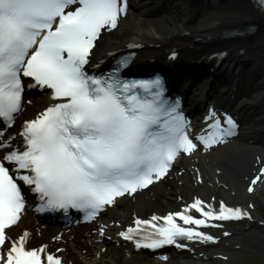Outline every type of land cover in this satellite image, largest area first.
Returning <instances> with one entry per match:
<instances>
[{"label": "snow or ice", "instance_id": "6c2138e0", "mask_svg": "<svg viewBox=\"0 0 264 264\" xmlns=\"http://www.w3.org/2000/svg\"><path fill=\"white\" fill-rule=\"evenodd\" d=\"M258 7L264 11V0ZM127 8V0H0V264H63L47 244L30 247L27 230L11 235L25 211V189L38 211L70 207L89 220L161 180L180 154L235 135L233 119L209 107L204 128L190 137L179 99L164 94L158 74L120 75L128 54L103 74L87 71L94 42L118 28ZM25 78L29 88H46L50 102L6 134L23 108ZM257 182H264V166L249 193ZM242 217L251 219L238 206L196 198L162 216L134 217L116 235L137 249L183 248L177 238L215 242L201 226Z\"/></svg>", "mask_w": 264, "mask_h": 264}, {"label": "bare ground", "instance_id": "6f19581e", "mask_svg": "<svg viewBox=\"0 0 264 264\" xmlns=\"http://www.w3.org/2000/svg\"><path fill=\"white\" fill-rule=\"evenodd\" d=\"M166 4H169V8L173 11L182 13L181 21L173 23L166 17L159 18L153 15L152 11L136 10L131 19L128 17L121 19L117 29L103 31L102 36L94 43L91 57H107V53L128 46L135 47L144 58L165 57L170 50L182 56L219 55L226 57L222 58L223 61L226 60V64L220 69L221 73L226 75L233 72V77L229 79L234 86H239L240 91L243 92L256 81H262L264 84V17L244 0L152 1L154 6ZM207 10L209 12L207 17L201 18L199 12H207ZM249 25L252 26V30L240 37L222 39L220 36L229 28L241 29ZM242 72L246 73L244 84L238 76ZM249 72H253L254 82L251 78H247ZM231 99L232 96L228 95L224 99V104H229ZM48 100V94L41 93L24 101L23 112L16 119L13 128L5 131L6 134L16 132L21 121L45 107ZM235 103L233 108L238 114L243 115L245 131L234 142L211 149L208 151L209 154L193 153L188 159L177 161V171L182 174L180 177L175 176L177 177L176 189L174 187L175 200L184 204L188 195L198 194L208 204L217 208L222 198L219 195L221 191L223 197L227 195L226 197L230 199L225 205L238 206L248 211L251 219L242 217L233 223L213 220L212 225H218L217 227L211 225L202 227L201 230L216 236L217 240L185 243V249L189 253L183 255V261L176 260L172 264H193L186 257L191 261L201 259L210 255L213 249L236 250L238 249L236 237L260 223L259 216L254 213L253 205L250 207L242 202L250 195L247 191L250 180L258 174L259 168L264 166V159L261 157L264 150V129L260 126L256 127L261 120L255 119L258 116L257 111L264 107V87L260 88L253 98L241 97ZM17 139L13 137L14 142H17ZM237 179H242L243 183L241 184ZM190 180L193 187L190 185ZM168 185L172 187L174 183L168 182L156 188L151 186L143 198L136 194L133 198L117 201L111 208L106 209L104 218L94 221L90 226L71 229L51 227L26 215L20 226L14 228L12 233L15 235L22 230H28L31 232V244L46 243L50 249L56 250L57 254L64 258L65 264H129L130 262L157 264L154 258L130 247L116 233L132 219L134 214L157 212L165 208L169 203L167 199L171 195V191L166 190ZM187 189L190 192H187ZM260 189L264 190V182H257L254 186L255 191L259 192ZM61 249L63 251H60Z\"/></svg>", "mask_w": 264, "mask_h": 264}, {"label": "rangeland", "instance_id": "374dc122", "mask_svg": "<svg viewBox=\"0 0 264 264\" xmlns=\"http://www.w3.org/2000/svg\"><path fill=\"white\" fill-rule=\"evenodd\" d=\"M147 9H149V7H147ZM208 14H209L208 10L207 12L203 11L200 17L205 18L207 17ZM132 17L133 15H130L129 19H131ZM165 17L168 20L172 21L173 23H178L179 21L182 20L183 15L181 14L166 15ZM259 112L264 113V108L260 109ZM168 181H170L171 183H174V186L172 187L170 185L166 186V190L171 191V195L167 199L169 203L167 204L166 207L173 208L179 205L178 202H176L175 200L176 199L175 189H176L177 181L173 180V178H169L165 182H168ZM190 185L191 187H193L191 181H190ZM181 188L183 189L182 186ZM187 192H190L189 189H187ZM221 194L222 193L220 191L219 195L222 197ZM223 199L226 201H229V198L227 197H224ZM245 203L248 205H253L255 208V212H257V214H260L264 218V193H261L259 196H256V195L251 196V197L248 196L246 198ZM161 209H164V208H161ZM246 236H249L251 238L247 237L248 239L247 240ZM236 238H237L238 249L237 248L236 250L235 249H231V250L221 249L220 251L219 249H217L216 252L213 251V254L209 257L208 260L202 261L201 264H264V223H263V226L251 228L250 230L241 233ZM252 241L254 243H252ZM171 262L172 261L166 264H171ZM129 264H136V263L130 262ZM157 264H164V263H157Z\"/></svg>", "mask_w": 264, "mask_h": 264}]
</instances>
